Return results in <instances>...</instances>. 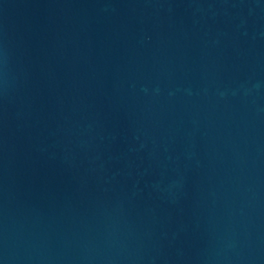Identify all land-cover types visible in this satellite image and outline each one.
Returning a JSON list of instances; mask_svg holds the SVG:
<instances>
[{"label":"water","instance_id":"obj_1","mask_svg":"<svg viewBox=\"0 0 264 264\" xmlns=\"http://www.w3.org/2000/svg\"><path fill=\"white\" fill-rule=\"evenodd\" d=\"M0 264H264V0H0Z\"/></svg>","mask_w":264,"mask_h":264}]
</instances>
